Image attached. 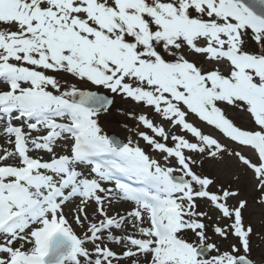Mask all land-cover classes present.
I'll list each match as a JSON object with an SVG mask.
<instances>
[{
  "label": "snow or ice",
  "instance_id": "6c2138e0",
  "mask_svg": "<svg viewBox=\"0 0 264 264\" xmlns=\"http://www.w3.org/2000/svg\"><path fill=\"white\" fill-rule=\"evenodd\" d=\"M0 264H264V0H0Z\"/></svg>",
  "mask_w": 264,
  "mask_h": 264
},
{
  "label": "rangeland",
  "instance_id": "374dc122",
  "mask_svg": "<svg viewBox=\"0 0 264 264\" xmlns=\"http://www.w3.org/2000/svg\"><path fill=\"white\" fill-rule=\"evenodd\" d=\"M127 107V106H125ZM115 128V123L113 121H111V118H109V123L106 125V129L109 130V131H112L114 130Z\"/></svg>",
  "mask_w": 264,
  "mask_h": 264
}]
</instances>
